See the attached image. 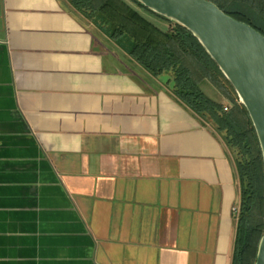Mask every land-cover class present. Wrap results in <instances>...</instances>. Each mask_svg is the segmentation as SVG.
<instances>
[{"label": "crops", "instance_id": "crops-1", "mask_svg": "<svg viewBox=\"0 0 264 264\" xmlns=\"http://www.w3.org/2000/svg\"><path fill=\"white\" fill-rule=\"evenodd\" d=\"M91 24L68 0H0V264H231L232 153Z\"/></svg>", "mask_w": 264, "mask_h": 264}, {"label": "trees", "instance_id": "trees-1", "mask_svg": "<svg viewBox=\"0 0 264 264\" xmlns=\"http://www.w3.org/2000/svg\"><path fill=\"white\" fill-rule=\"evenodd\" d=\"M153 76L170 75L172 94L201 120L209 123L232 153L240 181V203L231 264H255L264 234V159L245 106L215 61L185 27L147 9L136 0H68ZM237 21L264 36V0H209ZM142 12L169 26L163 31ZM262 23V24H260ZM210 81L230 102L213 101L201 89Z\"/></svg>", "mask_w": 264, "mask_h": 264}, {"label": "water", "instance_id": "water-1", "mask_svg": "<svg viewBox=\"0 0 264 264\" xmlns=\"http://www.w3.org/2000/svg\"><path fill=\"white\" fill-rule=\"evenodd\" d=\"M136 1L199 40L248 111L264 159V36L209 0ZM255 264H264V234Z\"/></svg>", "mask_w": 264, "mask_h": 264}, {"label": "rangeland", "instance_id": "rangeland-1", "mask_svg": "<svg viewBox=\"0 0 264 264\" xmlns=\"http://www.w3.org/2000/svg\"><path fill=\"white\" fill-rule=\"evenodd\" d=\"M260 24H262V23H260ZM92 26H94L93 24H91ZM210 82V81H209ZM203 90L205 91V93L210 97V98H212V99H214V100H217L216 98H215V96H213V94L206 88V87H203ZM222 104H223V106L224 107H228L229 109L231 108V106H230V102L228 101V99H226V98H220V100H219Z\"/></svg>", "mask_w": 264, "mask_h": 264}, {"label": "built area", "instance_id": "built-area-1", "mask_svg": "<svg viewBox=\"0 0 264 264\" xmlns=\"http://www.w3.org/2000/svg\"><path fill=\"white\" fill-rule=\"evenodd\" d=\"M228 107H225V111H228ZM234 212L238 215L239 214V206L234 208Z\"/></svg>", "mask_w": 264, "mask_h": 264}]
</instances>
